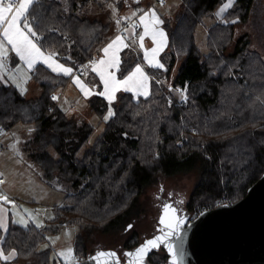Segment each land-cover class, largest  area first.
I'll list each match as a JSON object with an SVG mask.
<instances>
[{"label": "trees", "instance_id": "1", "mask_svg": "<svg viewBox=\"0 0 264 264\" xmlns=\"http://www.w3.org/2000/svg\"><path fill=\"white\" fill-rule=\"evenodd\" d=\"M94 1L36 0L29 20L40 37L38 46L72 67L89 61L112 27L109 11ZM221 2L181 0L174 16L163 22L168 37L160 55L164 69L146 67L152 76L149 94L134 98L118 92L112 102L115 115L92 142L90 123L58 107L49 112L51 96L66 84V76L36 65L30 79L40 93L29 98L0 85V132L31 126L22 147L27 158L45 179L67 180L74 190L54 206L50 224L12 223L0 229L3 254L16 250L13 260L0 258V264H49L48 251L39 250L47 233L65 225H117L161 176L197 171L187 202L194 218L203 209L240 199L263 174L264 58L251 49L245 33L235 37V25L247 19L251 0H234L221 21L207 28L205 55L195 44L197 24ZM137 61L124 52L118 76ZM160 75L170 81L156 82ZM184 96L186 104H181ZM86 106L100 117L109 108L98 94L87 98ZM83 244L82 238L76 240L77 253Z\"/></svg>", "mask_w": 264, "mask_h": 264}, {"label": "rangeland", "instance_id": "2", "mask_svg": "<svg viewBox=\"0 0 264 264\" xmlns=\"http://www.w3.org/2000/svg\"><path fill=\"white\" fill-rule=\"evenodd\" d=\"M97 1L101 3L102 8H106L109 11L110 18L115 25H118L116 21L120 19V17H125L123 14L124 5L127 1L131 0ZM97 1L95 0L93 3H97ZM149 1L150 0L144 1V3H149ZM226 2L227 0H222L210 15L203 17L199 21L195 28V44L202 56L208 52L206 45L207 28L216 22H220L222 14L234 4L233 2L226 11L218 16L217 12ZM155 7L164 9L165 6L159 3L156 4ZM113 9H116V11L114 12ZM121 23L122 20H120L119 25H121ZM235 33V37L245 33L248 37L251 49L264 58V0H251L247 19L235 25ZM229 49H231V46ZM79 77L87 85H94L95 81L93 80V74L88 76L85 73ZM155 79L156 82L160 84L168 81L163 75ZM57 92L58 94L62 93L61 89ZM70 102L75 103L77 106L76 110L69 109ZM60 106L61 108L64 107V110L68 109V113H80V119H84L93 126V132L90 136L91 142L103 131L105 123L104 116L107 114L108 110L103 117L90 112L86 106L85 98L82 96L72 98L70 95H65L62 98ZM29 128L24 131L29 132ZM17 130H20V128ZM20 137H23L21 130L9 133L6 136V139L10 140L11 144L4 152H10V154H8L11 157L10 160H14L13 163L17 164L14 168L12 167L7 171L10 189L14 194L13 197L19 200L18 206L22 209L24 207L22 225L32 224L38 228H42L52 222L54 218V206L62 205L64 196L74 190L67 180L57 178L45 179L41 174V168L27 158V154L23 149H19ZM20 153L22 154L20 155ZM5 159V157L2 158V161L6 164L2 166L4 170L9 162ZM19 160L23 162L20 163ZM196 180L197 171L195 169L185 173H176L167 177L161 176L155 183L146 187L144 192L139 195L136 203L131 207L130 211L119 224L103 229H88L78 225H65L60 227L56 232L47 233L44 240L39 244V250L48 251L49 264H71L75 260L85 258L92 252L108 248L114 249L121 256L124 248L135 246L138 242L143 241L144 238L151 237L156 232L159 218L162 215L163 202L161 199L172 203L176 208H180V211L176 212L177 216L183 219L187 218V213L185 212L187 209V202ZM129 225L132 227L129 228ZM79 238L84 240V248H79L77 253L75 242ZM68 249H72L71 255L68 254ZM10 252L4 255H8ZM14 257L9 260H3L11 261ZM151 259L156 262L162 260L160 254L153 255ZM21 263L29 264V261H21Z\"/></svg>", "mask_w": 264, "mask_h": 264}, {"label": "snow or ice", "instance_id": "3", "mask_svg": "<svg viewBox=\"0 0 264 264\" xmlns=\"http://www.w3.org/2000/svg\"><path fill=\"white\" fill-rule=\"evenodd\" d=\"M36 0H0V70L5 69L4 59L8 56V46L24 61L27 67L31 70L38 62L43 61L52 71L70 75L73 72L72 68L65 67L63 64L57 63L55 60L56 53L45 55L41 47L38 46L40 39L38 33L35 30L34 25L29 20V12L32 5ZM163 5L164 0H160ZM234 0H227L226 4L217 12V15H221L228 7L232 5ZM111 7V6H110ZM115 12L116 9H113ZM136 12L132 13L135 16ZM130 19V17H120L116 21L119 25L120 20ZM140 24L143 25V32L139 35V47L144 50V60L149 67L163 68L164 65L157 59L158 53L166 46V34L158 25L163 21L157 15L155 9H148L144 11L142 15L138 17ZM235 23V21H232ZM139 25L133 24L131 27L135 29ZM124 31H127L125 29ZM146 37H150L153 43V47L146 49L144 41ZM123 47H129L127 43H124L122 36L117 35L109 44H107L101 51L105 54V58H101L98 61L90 62L92 65V71L99 75L100 80L103 83L104 91L97 93L104 97L108 101V112L104 116V120L107 122L111 117L115 115L112 109V102L115 99V93L119 90L132 91L138 94L148 95L146 89L148 88V77L145 73L144 67L137 63L132 70L123 76V79H119L116 75L121 70V61L117 55L120 51L119 45ZM114 70V71H113ZM74 83L80 85L78 79H74ZM83 90V88H82ZM186 91V89H185ZM90 93L85 92V96ZM56 97H53L55 99ZM178 210L172 205L165 203L163 205L162 215L159 218V223L164 225V228H160L159 231L162 235H157L152 239L146 240L143 244L137 247L132 252H126V257H135L136 264H141L144 257L152 250L157 248L160 244H166L169 237L178 235V229L180 224L183 223V218L176 215ZM132 226L129 225V228ZM167 229V231L165 230ZM169 252L173 251L171 245H167ZM68 254L71 255L72 249H68ZM16 255V250L13 249L8 255H4L0 251V258L9 260ZM108 256L115 258V252H99L97 257ZM97 257H93L96 259ZM175 264V259L173 260Z\"/></svg>", "mask_w": 264, "mask_h": 264}, {"label": "water", "instance_id": "4", "mask_svg": "<svg viewBox=\"0 0 264 264\" xmlns=\"http://www.w3.org/2000/svg\"><path fill=\"white\" fill-rule=\"evenodd\" d=\"M164 245L168 254L164 264H173L174 259L175 264H264V172L240 199L203 209L187 223L183 219L178 235ZM99 252L116 253L99 250L71 264H121L117 253L115 258L97 257ZM126 261L134 264L135 257Z\"/></svg>", "mask_w": 264, "mask_h": 264}, {"label": "crops", "instance_id": "5", "mask_svg": "<svg viewBox=\"0 0 264 264\" xmlns=\"http://www.w3.org/2000/svg\"><path fill=\"white\" fill-rule=\"evenodd\" d=\"M144 1H147V0H131V1L126 2V4L124 5L125 7H124L123 14L126 17H130V19L122 20L121 25H115L113 20L109 16V19L112 22L111 23L112 24L111 31H110L108 37L101 44V46L95 51V54L93 55V57L89 61H87V63L85 64V70H86L85 73L88 76L93 74L94 81H95L94 85H87L79 77L82 75H77L74 73V71L72 72V74L66 75L63 73H58V72L52 71L51 68H49L43 61H40L36 64V65L42 64L45 67H47L50 71H52L53 73L61 74V75L66 76L68 78L66 84L62 88H60L62 93H61V97H60V100H59L58 105H57L58 109H60L64 113L71 114V113H68L69 112L68 109L64 110V107L61 108V106H60L62 98L65 95H70V96H72V98L77 97V96H82L85 98V101H86V99L89 98L91 95L104 91L103 83L100 80L99 75L96 72L92 71V65L90 62L98 61L101 58H105V54L101 50L107 44H109L117 35H121L124 43H127L129 45V47H126V48L123 47L122 44L118 46L120 48V51L117 53V55H118L120 61L122 60V54H124V52L125 53H127V51L132 52L133 56L138 59V61L135 62L132 67H134L137 63L141 64L144 67L145 73L148 77V88L146 89V91L149 94L150 80H151L152 76H150V74L146 70V67H149V66H147V64L144 60V50L139 47V35L143 32V25L140 24L138 17L140 15H142L143 12L147 11L148 9H155L157 15L164 22V20L170 19L174 16L176 11L180 7L181 0H164V4H163L165 6L164 9L155 7V5L159 4V3H154L153 0H150L149 3H144ZM18 2H19V0H17V3ZM133 12H136L135 16H132ZM136 23L139 26L136 27L135 29H133L131 27V25L136 24ZM158 28L162 29L164 31V33L166 34V46L163 47V50L160 51L158 53V56H157V59L159 60V62L161 64H163L161 62L160 55L162 52L165 51V49L167 47L168 37H167V33H166L165 29L163 28V23L158 25ZM125 29H127V31H124ZM144 45H145L146 49H150L151 47H153V43H152V40L150 37L145 38ZM42 51H44V50H42ZM44 53H45V55L51 54L50 52H46V51H44ZM95 56H96V58H95ZM55 60L57 61V63L63 64L65 67H69V68L73 69L72 66L66 65V64L60 62L59 60H57L56 58H55ZM3 62L5 65V69L0 70V85L12 86L22 96H24L26 98L37 96L40 93L39 86L30 79V72L36 65L30 70L27 67L26 63L24 61L20 60L19 57L16 56V54L11 50L10 46H8V56L4 59ZM151 68H159V67H151ZM160 69H164V67L160 68ZM131 70H132V68L129 71H131ZM127 73L125 75H127ZM116 75L119 79H123V77L118 76V72L116 73ZM74 79H78L80 81V85H77L76 83H74ZM82 88H83V90H82ZM120 91L128 92V93L132 94L134 98L147 96V95L138 94V93H135L132 91L119 90L115 93V97H116V94ZM85 92H88L90 94L85 96ZM25 94H27V95H25ZM31 94H33V95H31ZM104 100L108 103V101L105 98H104ZM71 105H75V103L70 102L69 109H71V110L77 109L76 105L74 108H71ZM75 115L80 117V113H78V114L75 113ZM17 126H19V127H17ZM17 126L12 128L9 131L0 132V176H2L4 178V181L0 184V229L2 231H5L12 223L22 225V222H23L22 221L23 220L22 213H23L24 207H23V209L21 207H19L18 206L19 200L16 197H13L14 194H13V192H11L10 184H9V177L7 176L8 175L7 171L9 169H11L12 167L14 168L17 164L13 163L14 160H12V161L10 160L11 157L8 155V154H10V152H7V151L4 152V150L8 149L9 145L11 144L10 140L6 139L7 134L15 132V131H20V130L23 133V137L22 138L20 137V141H19L20 148L19 149L20 150L23 149V148H21V147H23V140L28 134V131H24V130L28 129L31 126H28V127L24 126L23 127L22 125H19V124ZM18 128H20V130H17ZM21 154L22 153H20V155ZM3 157L6 158L5 159L6 161H9L7 163L8 166L6 167L5 170L2 168L3 164H5L2 161ZM24 160H26V159H24ZM22 162L20 161V163H22Z\"/></svg>", "mask_w": 264, "mask_h": 264}, {"label": "flooded vegetation", "instance_id": "6", "mask_svg": "<svg viewBox=\"0 0 264 264\" xmlns=\"http://www.w3.org/2000/svg\"><path fill=\"white\" fill-rule=\"evenodd\" d=\"M161 201L163 202V205H164L165 203H167V204H169V205H172V206H173L175 209H177L178 211H180V208H178V207L176 208L172 203H170V202H168V201H166V200H162V199H161ZM163 205H162V211H163ZM185 212L187 213V218L184 219V220H185V222L187 223V222H189L190 220H192L193 218H191V216H190V214H189V212H188L187 209H186ZM160 228H164V225H161V224L159 223V224L157 225L156 232H155L151 237L160 234V233H161V232L159 231ZM165 230L167 231V229H165ZM151 237H149V238H151ZM146 239H148V238H144L143 241L138 242L135 246L124 248V251L122 252L123 254H122L121 256H120V254L117 253V251H116L117 255H118L119 258H120V262H121V264H129V263H127V261H126V256L124 255V253H126V252H127L128 250H130V249H133L134 247L138 246L139 244H143V243L145 242ZM109 249H111V248H108V249H100V250H109ZM112 250H114V249H112ZM97 251H99V250H97ZM97 251H95V252H97ZM95 252H92L91 254H94ZM162 253H163V254H162ZM91 254H90V255H91ZM156 254H160V256H161V259H162V260H161L160 262H156V261H153V260L151 259V257H152L153 255H156ZM87 256H88V255H87ZM87 256H86V257H87ZM86 257H85V258H86ZM122 257H123V258H122ZM83 259H84V258H83ZM167 260H168V254H167L166 247H165L164 244H160L157 248L152 249V250L147 254V256L143 258L141 264H164V263H166ZM134 264H136V260H135V263H134Z\"/></svg>", "mask_w": 264, "mask_h": 264}, {"label": "built area", "instance_id": "7", "mask_svg": "<svg viewBox=\"0 0 264 264\" xmlns=\"http://www.w3.org/2000/svg\"><path fill=\"white\" fill-rule=\"evenodd\" d=\"M16 2H17V0H16ZM153 2L154 3H160L161 4L160 0H153ZM163 4H164V2H163ZM136 25H137V23H136ZM94 54L95 53L92 54L91 58L93 57ZM87 61L88 60H84V61L78 62L76 64V66L73 67L74 73L77 74V75H83L85 73V64L87 63ZM60 96H61V94H58V92L52 94L51 99L53 101V106L49 109V112H52L53 109H55L57 107L58 102L60 100ZM53 97H56V98L53 99ZM168 100L170 101L169 98H168ZM180 103L181 104H186V97L185 96L181 98V102ZM74 107H75V105H71V108H74ZM3 181H4V178L2 176H0V184Z\"/></svg>", "mask_w": 264, "mask_h": 264}]
</instances>
